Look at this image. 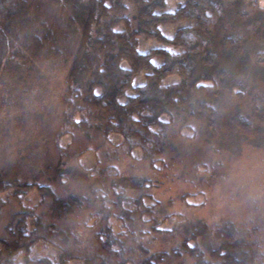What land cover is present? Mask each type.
Wrapping results in <instances>:
<instances>
[{
    "label": "trees",
    "instance_id": "trees-1",
    "mask_svg": "<svg viewBox=\"0 0 264 264\" xmlns=\"http://www.w3.org/2000/svg\"><path fill=\"white\" fill-rule=\"evenodd\" d=\"M35 1L0 0V71H11L21 54L52 56L54 61L63 62L68 40L72 39L73 51L60 96L62 128L54 146L58 150L60 139L72 131L87 141L98 135L105 142L110 135H117L126 155L138 148L143 159L153 164L167 149L166 138L175 115L201 119L213 127L214 108L196 102L185 109L184 88L193 78V91L210 90L200 85L212 78L202 69L211 70L219 58L207 49L203 35L219 22L222 5L247 3L262 11L259 3L264 0H182L170 12L167 0H52L65 10L66 31L60 35L47 23ZM179 21L187 25L171 37L161 32V26ZM260 25L258 21L247 28L238 26L221 43L232 48L244 46ZM139 38L153 39L162 47L140 53ZM155 57L161 59L160 65L152 63ZM261 59L262 53H256L254 60ZM141 73L144 83L134 85L133 80ZM171 75L179 82L162 85ZM232 124L245 131L251 127L241 116H234ZM83 154L79 151L76 155L80 158ZM110 171L113 168L99 170L95 180L102 184ZM148 183L116 174L103 194L90 187L91 202L98 210L88 215L94 223H84L89 234L84 238L78 231L79 223L72 219L77 211L87 208L89 198L62 197L48 185L5 180L0 175V194H9L0 198V221L8 199L19 206L0 235V264H183L184 257L190 264H264L257 241L232 221L213 228L196 219L160 229L170 218L157 216L162 212L159 203L144 204L149 196ZM33 189L41 196L40 212L20 205L21 196ZM130 192L136 194L131 196ZM116 220L120 224L115 227ZM160 235L177 241L167 251L151 250L154 236ZM39 244L55 255L36 254Z\"/></svg>",
    "mask_w": 264,
    "mask_h": 264
},
{
    "label": "rangeland",
    "instance_id": "rangeland-1",
    "mask_svg": "<svg viewBox=\"0 0 264 264\" xmlns=\"http://www.w3.org/2000/svg\"><path fill=\"white\" fill-rule=\"evenodd\" d=\"M35 3L54 32L60 35L66 31L65 10L60 5L52 0ZM167 4V11H174L182 0H167ZM259 7L262 11L252 9L247 3L231 1L222 5L219 22L209 34L203 35L207 49L219 58L211 70L202 69L212 78L200 85L210 90L193 91V78H189L184 88L185 109H191L196 102L214 108L213 127L201 119L175 115L166 138L167 149L153 164L143 159L138 148L126 155L120 146L122 138L117 135H110L105 142L98 135L87 141L79 132L72 131L60 139L57 150L54 140L62 128L60 96L73 51L72 39L68 40L63 62L54 61L52 56L21 54L14 60L11 71H0V175L5 180L16 178L24 183L48 185L62 197L89 198L87 208L77 211L72 219L79 223L78 231L84 238L89 235L84 223L87 226L94 223V218L88 215L98 210L97 204L91 202L90 187L103 194L116 174L146 179L149 196L144 204L159 203L162 212L157 216L170 218L160 229L168 230L173 223L196 219L213 228L232 221L257 241L264 255V1H260ZM258 21L261 25L244 46L232 48L221 43L238 26L247 28ZM186 25V21H179L163 25L160 30L171 37ZM138 41L140 53L162 47L153 39ZM258 52L262 53L259 62L254 60ZM152 63L160 65L161 59L155 57ZM178 82L179 78L171 75L161 83L166 86ZM143 83L142 73L133 80L134 85ZM234 116L244 118L250 129H236L232 124ZM79 151H84L80 158L76 155ZM105 168L113 171L99 184L95 178ZM135 194L130 192L131 196ZM8 195L1 193L0 198L6 199ZM8 200L2 210L0 235L11 214L19 210L15 200ZM40 201L39 192L33 189L21 196L20 205L40 212ZM113 224L116 227L120 223L116 220ZM154 237L153 251H167L177 241L165 235ZM35 253L55 255L41 244ZM181 262L191 263L186 257Z\"/></svg>",
    "mask_w": 264,
    "mask_h": 264
}]
</instances>
